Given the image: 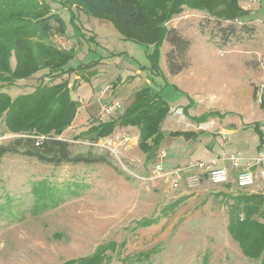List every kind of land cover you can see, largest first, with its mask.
<instances>
[{
  "label": "rangeland",
  "instance_id": "1",
  "mask_svg": "<svg viewBox=\"0 0 264 264\" xmlns=\"http://www.w3.org/2000/svg\"><path fill=\"white\" fill-rule=\"evenodd\" d=\"M40 1L50 3L64 21L66 31H56L54 43L68 52L75 50L64 66L67 73L54 78V72L43 68L26 80L0 83V91L15 98L40 84L68 79L76 86L71 95L81 105L59 137L69 141L74 153L92 150L107 154L109 162L54 165L20 153L0 156V264H63L91 257L102 248V264H264L263 258L245 256L227 228L233 196L251 191L236 188L234 182L171 190L163 179L153 177L154 158L161 148L168 159L177 157L175 165L229 155L227 133H219L226 116L199 122L195 117L201 113L217 110L238 116L250 128L264 121V17L257 8L259 0H246L251 14L235 21L236 36L226 43L220 27L233 22H219L190 7L173 14L166 25L190 40L188 65L177 74L170 72L167 54L172 45L166 39L160 64L167 78L156 76L160 87L150 80L146 45L127 38L111 19L61 0ZM71 11L78 34L70 22ZM52 22L56 30L57 22ZM245 23L253 27L251 33L241 27ZM166 81L171 85L163 87ZM148 84L161 89L172 109L161 123L166 136L152 158L139 147L135 126L117 127L118 135L113 132L100 145L94 143L103 137L92 141L83 135L100 122L103 104H121L106 119L116 121ZM228 89L230 104L225 106L221 103H227L226 98L216 95ZM175 129L198 131L199 137L186 140L168 134ZM22 135L0 119V145ZM122 135L132 137L128 145L118 143ZM253 141H258L257 133ZM260 184L254 190L264 192ZM176 200L167 212L166 206ZM156 216L153 224L136 223ZM257 217L264 222V214Z\"/></svg>",
  "mask_w": 264,
  "mask_h": 264
},
{
  "label": "trees",
  "instance_id": "2",
  "mask_svg": "<svg viewBox=\"0 0 264 264\" xmlns=\"http://www.w3.org/2000/svg\"><path fill=\"white\" fill-rule=\"evenodd\" d=\"M64 4L87 13L111 19L127 38L146 45L150 80L160 87L156 76L166 78L161 67V46L167 39L172 45L168 52L169 69L172 74L179 73L188 65L187 52L190 40L175 28H169L166 21L185 7L208 12L222 21H231L220 27L223 42L236 36L240 18L249 15L240 0H61ZM76 14L71 11L70 22L74 24ZM53 20L57 22L53 29ZM251 33L253 27L241 26ZM56 31L65 33L63 19L52 11L50 3L40 0H0V83L13 84L15 81L31 77L43 68L54 72V78L67 73L64 68L74 56L59 47L52 37ZM153 46V48H151ZM13 60H15L13 64ZM89 65V64H87ZM163 87L171 85L164 82ZM163 85V84H162ZM75 85L68 79L52 84H40L34 91L13 98L9 93L0 91V119L3 118L10 131L21 133L13 141L0 145V156L7 153H20L36 157L41 162L60 165L62 163H106L107 154L87 152L74 153L69 141L59 137L74 121L80 100L72 97ZM170 103L161 89L155 91L151 85H144L136 92L135 101L118 120L100 121L84 132L90 140L112 134L117 126H135L139 129V147L152 158L155 149L165 138L161 123L169 113ZM217 111H209L195 117L199 122ZM256 129H260L258 123ZM171 136L191 138L196 135L192 130H172ZM264 146L261 136L260 148ZM43 195L48 191H42ZM184 198V197H183ZM229 208L228 231L238 241L242 252L251 259H264V222L257 215L264 214V193L241 192L233 196ZM179 201L168 204L167 212ZM41 205H48V203ZM38 203V204H39ZM159 216L144 218L137 225H150ZM96 253L91 257L71 260L63 264H102L104 254ZM99 251V249H98ZM78 261V262H77Z\"/></svg>",
  "mask_w": 264,
  "mask_h": 264
},
{
  "label": "built area",
  "instance_id": "3",
  "mask_svg": "<svg viewBox=\"0 0 264 264\" xmlns=\"http://www.w3.org/2000/svg\"><path fill=\"white\" fill-rule=\"evenodd\" d=\"M107 89H102L105 93ZM121 109V104L115 101L103 104L99 110V120L105 121L108 116ZM264 140V122L260 125ZM101 138L95 145H100ZM131 136H119V144L130 143ZM168 159V152L161 148L157 151L154 158L153 177L161 178L171 189L179 188L181 182L186 179L189 187L201 184L204 179L215 185H221L234 180L236 187L243 189L250 186H257L264 180V146L252 159L242 157L239 153L224 155L223 160L229 164L219 165L218 159L196 160L183 166L167 168L165 163ZM233 172H235L233 174Z\"/></svg>",
  "mask_w": 264,
  "mask_h": 264
},
{
  "label": "crops",
  "instance_id": "4",
  "mask_svg": "<svg viewBox=\"0 0 264 264\" xmlns=\"http://www.w3.org/2000/svg\"><path fill=\"white\" fill-rule=\"evenodd\" d=\"M244 3V4H243ZM240 4L245 8V9H247L248 11H249V15L251 14V6H250V2H248V1H246V0H240ZM257 8H258V10H259V12L262 14V16L264 17V0H259V3L257 4ZM248 15V16H249ZM247 17V16H246ZM161 56H162V54H161ZM164 74H165V76H166V78H167V74L165 73V71H164ZM26 80V79H25ZM249 96H250V91H249ZM214 95H216V94H214ZM213 95V96H214ZM216 96H218V97H224V98H226V100H227V103H221V104H223V105H228V104H230V101H229V97H230V90L228 89L227 90V93H225V92H223L222 94H219V92H217V95ZM233 103V102H232ZM172 109H170V111H171ZM170 111H169V113H170ZM215 111H217V110H215ZM168 113V114H169ZM167 114V115H168ZM202 114V113H201ZM200 114V115H201ZM221 115H224V116H226V121H225V123L224 124H222L221 125V129L219 130V133H222V134H224V133H227V137H228V140H227V143H228V146H227V153L228 154H235V153H239L240 155H242V157H246V156H248V154H254V153H258V151L261 149L260 148V142H261V136H262V131H261V128L258 130V129H256V123H258L259 124V126L261 125V121H255V124H254V127H252V128H250L249 126H246L245 124H244V122H243V120H241V118L240 117H235V116H233V115H226L225 113H223V114H221V113H219V111H217V114L216 115H214L213 117H215V116H221ZM199 116V115H198ZM165 118H167V116L165 117ZM264 122V121H263ZM262 122V123H263ZM165 123H166V125H167V120L165 121ZM117 127H119V126H117ZM116 127V128H117ZM249 127V128H248ZM116 128H115V130H114V133H116L117 135H118V133H117V130H116ZM247 128V129H246ZM253 129V130H252ZM175 130H178V129H175ZM180 130H182V129H180ZM187 130V129H186ZM170 131H172V130H170ZM194 132H196V135L195 136H192L191 138H186V140H191V139H196V138H198L199 137V135H198V131H194ZM255 133H257L258 134V141L257 142H255L254 143V141H253V138L255 139ZM174 137H176V136H174ZM180 137V136H179ZM183 137V136H182ZM195 137V138H194ZM218 138H220V139H223V137L222 136H219ZM124 145H128V144H124ZM217 156V155H216ZM171 158H172V160H171ZM223 158V156L221 157V158H217V157H215V154L213 155V156H211L210 158H208V159H218V164L219 165H224V164H226V165H228L229 163L227 162V161H225V160H223L222 159ZM173 160H177V157H173V156H170V159H167V161H166V163H165V165L167 164V168H172V167H176V166H183V165H186V164H188V163H190V162H192V161H194V160H189V161H187L185 164H183V165H175L174 164V162H176V161H173ZM196 161V160H195ZM174 165V166H173ZM235 172H233V174H234ZM163 182L165 183V181L163 180ZM231 182H234V180H231ZM230 183V182H229ZM166 184V183H165ZM202 185H205V184H212L211 182H209V180L208 179H204V181L201 183ZM226 184H228V183H226ZM167 185V187H168V189H171L170 187H169V185L168 184H166ZM183 185H185L186 186V188H187V186H188V183H187V181H186V179H184L182 182H181V184H180V186H179V188H177V189H171V190H179V189H181L182 187L181 186H183ZM201 185V186H202ZM212 185H215V184H212ZM224 185V184H223ZM260 185H263L264 186V180H261V184ZM188 188H189V186H188ZM237 188V187H236ZM254 186H250V187H246V188H243V190L244 191H251V192H261V193H264V192H262V191H256V190H254ZM239 189V188H238Z\"/></svg>",
  "mask_w": 264,
  "mask_h": 264
}]
</instances>
